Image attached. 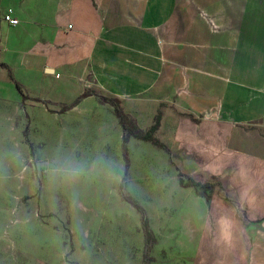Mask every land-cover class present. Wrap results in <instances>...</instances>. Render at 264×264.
<instances>
[{"label": "crops", "instance_id": "crops-1", "mask_svg": "<svg viewBox=\"0 0 264 264\" xmlns=\"http://www.w3.org/2000/svg\"><path fill=\"white\" fill-rule=\"evenodd\" d=\"M10 10L16 25L3 18ZM65 88L78 94L58 101ZM86 90L121 99L144 129L162 111L172 155L132 137L126 181L157 236L154 259L264 264V0H0V152L20 108L33 118L28 100L61 108ZM89 104L111 113L90 115L121 138L97 95L67 111ZM180 170L226 179L231 201L181 185ZM120 180L103 198L121 199Z\"/></svg>", "mask_w": 264, "mask_h": 264}, {"label": "rangeland", "instance_id": "rangeland-1", "mask_svg": "<svg viewBox=\"0 0 264 264\" xmlns=\"http://www.w3.org/2000/svg\"><path fill=\"white\" fill-rule=\"evenodd\" d=\"M77 94L65 88L56 98ZM27 103L33 118L20 108L17 133L3 138L0 152V264H144L140 213L120 197L103 198L111 196L106 184L123 179L124 149L122 137L90 114L111 113L92 104L63 113L55 112L59 105ZM129 142L130 157L139 149Z\"/></svg>", "mask_w": 264, "mask_h": 264}, {"label": "trees", "instance_id": "trees-1", "mask_svg": "<svg viewBox=\"0 0 264 264\" xmlns=\"http://www.w3.org/2000/svg\"><path fill=\"white\" fill-rule=\"evenodd\" d=\"M10 76L13 80H15L12 73H10ZM17 87L19 89V92L23 95L24 98L27 96L24 95L22 92L21 86L18 82H16ZM97 95L101 101L105 103H109L114 107V111L116 116L119 118V122L123 128V135H122V146H123V155L125 160V172L123 179L119 185V192L121 199L123 201H126L130 203L139 213L141 216V225L142 229L144 230V258L143 262L144 264H150V262L154 261V256L152 255V251L154 248V245L157 243L158 239L154 232V230L151 227L150 224V218L148 215V212L145 208V206L140 202L138 198H136L134 195H132L130 192L126 190V181L127 176L129 172V166H130V157H129V147L128 142L129 140L134 137L136 139L149 141L152 144L165 149L168 153L172 155L171 150L169 149L168 145L163 142L160 138V125H161V118H162V111L159 110L158 113L155 115V120L151 126L144 129L140 127V125L137 123V120L134 118V116H131L129 113H127L122 105H121V99L117 97H109L104 96L100 94L97 91L94 90H86L84 91L80 96H78L75 101L69 104H64L58 112H65L68 109L74 107L76 104H78L82 98L87 97L89 95ZM36 100L43 101L44 103H47L45 100H40L36 98ZM179 178L180 183L183 186H193L197 193L201 196H205L206 198H210L211 195L214 193L215 190H218V192L224 196V198L227 201H231V196L228 190V181L224 178H214L210 180H204L201 177L198 176H192L189 174H186L182 170L179 171Z\"/></svg>", "mask_w": 264, "mask_h": 264}, {"label": "built area", "instance_id": "built-area-1", "mask_svg": "<svg viewBox=\"0 0 264 264\" xmlns=\"http://www.w3.org/2000/svg\"><path fill=\"white\" fill-rule=\"evenodd\" d=\"M4 20H6L7 22H9L10 24L16 25L19 22V19L13 15V12L10 10L8 12H6L3 15Z\"/></svg>", "mask_w": 264, "mask_h": 264}]
</instances>
